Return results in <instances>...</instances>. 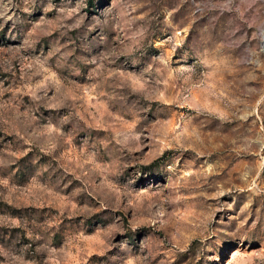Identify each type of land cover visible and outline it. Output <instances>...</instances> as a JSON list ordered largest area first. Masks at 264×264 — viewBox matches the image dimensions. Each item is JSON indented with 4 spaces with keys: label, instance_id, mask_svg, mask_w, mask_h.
Wrapping results in <instances>:
<instances>
[{
    "label": "rangeland",
    "instance_id": "rangeland-1",
    "mask_svg": "<svg viewBox=\"0 0 264 264\" xmlns=\"http://www.w3.org/2000/svg\"><path fill=\"white\" fill-rule=\"evenodd\" d=\"M0 264H264V0H0Z\"/></svg>",
    "mask_w": 264,
    "mask_h": 264
}]
</instances>
